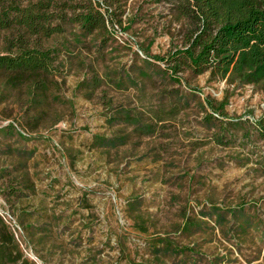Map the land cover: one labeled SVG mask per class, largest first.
Here are the masks:
<instances>
[{
  "label": "rangeland",
  "instance_id": "374dc122",
  "mask_svg": "<svg viewBox=\"0 0 264 264\" xmlns=\"http://www.w3.org/2000/svg\"><path fill=\"white\" fill-rule=\"evenodd\" d=\"M175 2L123 0L113 37L76 45L73 27L53 36L47 46L60 52L56 83L38 108L28 104L24 88L4 90L0 80V128L13 124L24 136L0 135V214L14 219L9 230L34 264H157L146 245L153 238L192 247L187 264L214 257L218 264H264V138L254 130L264 119V91L209 81L207 73L185 75L182 84L158 76L164 65L150 57L181 46L189 27L176 16ZM95 76L104 82L90 93ZM117 78L126 87L115 85ZM226 92L228 117L205 126L204 98L220 100ZM176 93L184 98L176 115L154 125L152 113L164 109L165 116ZM118 108L152 124L154 132L110 119ZM238 120L246 130L233 129L229 144L213 140L220 127ZM120 135L127 138L123 145H95L96 136ZM24 173L28 187L13 178ZM11 187L18 193L6 192ZM211 206L246 208L259 227L243 237L233 221L219 227L205 218L203 230L178 232L186 216L200 218ZM139 215L145 233L134 225Z\"/></svg>",
  "mask_w": 264,
  "mask_h": 264
},
{
  "label": "trees",
  "instance_id": "16d2710c",
  "mask_svg": "<svg viewBox=\"0 0 264 264\" xmlns=\"http://www.w3.org/2000/svg\"><path fill=\"white\" fill-rule=\"evenodd\" d=\"M123 0H0V80L4 90H19L24 88L28 104L35 106L48 100V93L55 86L54 76L59 68L60 52L56 47L47 46L48 41L56 35L63 34L67 27H73L74 44H84L85 40L113 37L121 21ZM174 11L179 19L187 22L188 28L183 35L181 46L169 50L165 55L150 57L155 62L164 65L158 67L157 75L172 83L187 82L185 75L200 76L208 74L209 81H225L235 89L251 85L264 91V0H177ZM126 31L125 28H122ZM140 52L146 56L148 50L140 46ZM102 55V49L97 51ZM153 70V63L143 60ZM110 79L109 76H105ZM142 77L148 74L142 71ZM118 87L126 81L122 78L113 79ZM103 77L95 76L87 90L93 92L100 88ZM227 92L222 99L217 100L206 96L201 104L203 108V123L212 126L221 119L228 117ZM174 106L168 110H155L151 120L154 125L174 117L182 105L184 98L178 93L169 97ZM117 122L134 125L138 131L153 133L152 124H144L139 117L133 116L127 109L118 108L112 118ZM229 128L220 127L221 133H215L213 140L219 144H229L235 134L233 129L246 130L242 122L230 121ZM218 127V126H217ZM254 130L264 138V119L254 123ZM17 134L13 124L0 128V135L12 137ZM126 136H96L95 145L113 148L123 145ZM10 151H19L20 148ZM6 171V170H4ZM18 180L21 186L28 187L31 181L27 173L20 174ZM10 180L9 183H12ZM11 195L18 193L13 187L7 188ZM22 192V189H20ZM246 208H220L211 206L200 218L186 216L179 225L181 235L190 236L203 230L208 222L215 226H236L239 236H247L250 229L259 227L254 224ZM9 217L14 220L10 215ZM135 219V227L141 233L146 232V225L141 216ZM231 227V226H230ZM22 229V228H21ZM149 252L165 264L162 257H181L184 264L195 254L190 246L165 238L149 239L146 243ZM230 255V254H229ZM219 258L214 257L209 264H218ZM0 264H34L25 258L19 244L9 230V225L0 215ZM140 264H150L147 263Z\"/></svg>",
  "mask_w": 264,
  "mask_h": 264
},
{
  "label": "built area",
  "instance_id": "2783aa9c",
  "mask_svg": "<svg viewBox=\"0 0 264 264\" xmlns=\"http://www.w3.org/2000/svg\"><path fill=\"white\" fill-rule=\"evenodd\" d=\"M1 215V217L4 219V221L7 223V224H11L10 222H11V218L8 216V215H6V216H4V215H2V214H0Z\"/></svg>",
  "mask_w": 264,
  "mask_h": 264
}]
</instances>
